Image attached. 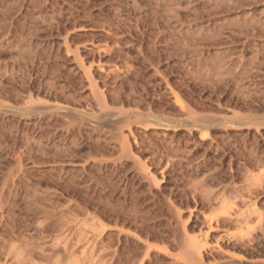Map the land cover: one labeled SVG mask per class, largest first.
I'll list each match as a JSON object with an SVG mask.
<instances>
[{"label": "rangeland", "instance_id": "374dc122", "mask_svg": "<svg viewBox=\"0 0 264 264\" xmlns=\"http://www.w3.org/2000/svg\"><path fill=\"white\" fill-rule=\"evenodd\" d=\"M234 115L264 120V0H0V264H264Z\"/></svg>", "mask_w": 264, "mask_h": 264}, {"label": "bare ground", "instance_id": "6f19581e", "mask_svg": "<svg viewBox=\"0 0 264 264\" xmlns=\"http://www.w3.org/2000/svg\"><path fill=\"white\" fill-rule=\"evenodd\" d=\"M174 93H176V92H174ZM101 97V96H100ZM106 99V98H105ZM104 99V100H105ZM101 101H103V100H101ZM43 102V101H42ZM176 104H178L179 106H180V109L182 108V109H184L183 111H185V108H186V106H185V104H184V102L180 99V97H178V96H176ZM103 103H104V101H103ZM62 104V103H61ZM104 104H106V103H104ZM102 106V105H101ZM27 107H29V106H27ZM44 107V106H43ZM51 107V106H50ZM86 108V107H85ZM166 108V107H165ZM81 109V108H80ZM134 109V108H133ZM72 110V109H71ZM143 111V110H142ZM70 112V111H69ZM105 112V111H104ZM119 113V112H118ZM67 114V113H66ZM106 114V113H105ZM69 115H71V113L69 114ZM73 115V114H72ZM100 115H101V113H100ZM100 115H99V117H100ZM104 115V114H103ZM116 115V114H115ZM186 115V114H185ZM188 115H190V117L189 118H187V120H185V122L187 123H184V122H181V124H179L180 126L182 125V126H184V125H189V122L190 121H193V119H195L194 120V122H193V124H192V126L193 127H195L196 129H199V128H203V126H204V128H205V124L206 125H208V126H210V125H218V124H223L224 122H220L221 121V118L222 117H217L216 115H215V117H213V116H210V117H206V116H197V117H193V115L191 114V113H189ZM202 115V114H201ZM207 115V114H206ZM109 116V115H108ZM233 116V115H232ZM240 116V115H239ZM250 116V115H249ZM248 116V118L247 119H239L238 118V115H234V117H232L230 120H228L227 118H224V120H225V122H226V124H230L235 130H238L240 127H246V126H256V128L257 127H261V126H264V120H260V119H253L251 116L249 117ZM105 117V116H104ZM119 117V116H118ZM134 117V116H133ZM157 117V116H156ZM228 117V116H227ZM231 117V116H230ZM263 116H261L260 118H262ZM107 118H109V117H107ZM129 118V117H128ZM259 118V117H258ZM123 119V118H122ZM132 119V118H131ZM141 119V118H140ZM139 119V121H140V124L142 123L141 121H143V120H140ZM182 119V118H181ZM263 119V118H262ZM125 120V119H124ZM128 120V119H127ZM167 120V119H166ZM129 121V120H128ZM127 121V122H128ZM136 121H138V119L136 120ZM139 121H138V124H139ZM145 121V120H144ZM155 121V120H154ZM169 121V120H168ZM176 122V121H175ZM179 122V121H178ZM132 123H134V121L132 122ZM150 123H151V121H150ZM153 123V122H152ZM155 123V122H154ZM159 123V122H158ZM172 123V122H171ZM174 123V122H173ZM135 124V123H134ZM137 124V123H136ZM142 124H146L145 122H143ZM149 124V123H148ZM175 124V123H174ZM178 124H175V126H178ZM159 125H162V126H171L170 124H168V123H165V122H162V123H160V124H158V126ZM154 126H155V124H154ZM157 126V125H156ZM221 126H223V125H221ZM225 126V125H224ZM189 127V126H188ZM230 127V126H229ZM187 128V127H186ZM209 128V127H208ZM208 128H206L207 130H208ZM192 129V128H191ZM190 129V130H191ZM258 129V128H257ZM207 130L205 131V132H207ZM133 132V131H132ZM202 138L203 139H206V138H208V133H203L202 135ZM125 144V143H124ZM100 145V144H99ZM129 151V150H128ZM147 165H145V168H147L146 167ZM144 168V167H143ZM144 168V169H145ZM152 177V176H151ZM153 179H154V177H153ZM261 179V178H260ZM156 180V179H155ZM257 180H258V177H257ZM155 183V182H154ZM261 187V186H260ZM250 188V187H249ZM256 188V187H255ZM255 192V191H254ZM224 195V194H223ZM224 198V197H223ZM249 198V197H248ZM216 199H217V197H216ZM235 199V198H234ZM217 200H219V199H217ZM226 202H227V200H226ZM226 202L224 201V203L226 204ZM235 202H236V200H235ZM223 203V204H224ZM228 203V202H227ZM229 204V203H228ZM228 204H226L227 205V207H230V206H228ZM236 204V203H235ZM234 204V205H235ZM211 205V204H210ZM214 206V205H213ZM224 207V206H223ZM236 207H237V205H236ZM242 208V207H241ZM240 208V209H241ZM251 208V207H250ZM249 208V209H250ZM253 208V207H252ZM230 209V208H229ZM228 209V210H229ZM238 209V208H237ZM216 210V209H215ZM235 210V209H234ZM246 210V209H245ZM224 211V210H223ZM253 211H254V209H253ZM255 211H256V208H255ZM230 212H231V210H230ZM230 212H224L225 214L224 215H228V216H230V214H232V212L230 213ZM236 212V211H235ZM250 212V211H249ZM259 212V211H258ZM223 213V212H222ZM234 213V212H233ZM212 214H214V213H212ZM215 214H217V213H215ZM236 214V213H235ZM238 214V213H237ZM239 215V214H238ZM213 216V215H212ZM232 216V215H231ZM209 217V216H208ZM221 217V216H220ZM219 217V218H220ZM224 217V216H223ZM222 217V218H223ZM257 217H259V216H257ZM261 217V216H260ZM217 218H218V216H217ZM262 218V217H261ZM212 219V218H211ZM227 219H229V218H227ZM208 220H209V218H208ZM218 220V219H217ZM217 220H215L216 222H217ZM223 220H224V218H223ZM231 220V219H230ZM236 220V219H235ZM251 220V219H250ZM219 221V220H218ZM237 221V220H236ZM211 222H213V221H211ZM210 222V223H211ZM222 222V221H221ZM224 222H226V221H224ZM213 225H214V223H212ZM218 224V223H217ZM220 224V223H219ZM225 224V223H224ZM245 225H247V224H245ZM219 227V226H218ZM217 227V228H218ZM238 227V226H237ZM211 228H213V227H211ZM243 228V227H242ZM251 228V227H250ZM210 230V229H209ZM212 231V230H211ZM249 231V230H248ZM262 231V230H261ZM247 232V231H246ZM250 234V233H249ZM223 235V234H222ZM227 235V234H226ZM237 236V235H236ZM249 236V235H248ZM202 238V237H201ZM224 238V237H223ZM192 240H195V238L194 239H192ZM196 242V241H195ZM192 244V243H191ZM204 243H202L200 246V248H203L204 246H202ZM193 245V244H192ZM198 245V246H199ZM204 245H206V244H204ZM217 245V244H216ZM207 246V245H206ZM195 247H197V245L195 246ZM199 248V247H198ZM199 250V249H198ZM197 250V251H198ZM191 252H193V251H191ZM195 253V252H194ZM199 256V255H198ZM201 256V255H200ZM196 257V256H195ZM201 258V257H200ZM197 259V258H196ZM241 260V259H240ZM243 260H244V258H243ZM246 261V260H245ZM260 261V260H259ZM241 262V261H240ZM257 262V261H256ZM260 262H262V261H260ZM250 263V262H249ZM236 264V263H235Z\"/></svg>", "mask_w": 264, "mask_h": 264}]
</instances>
